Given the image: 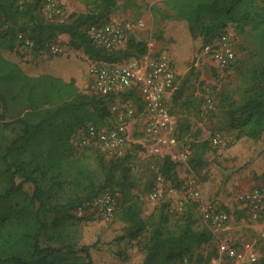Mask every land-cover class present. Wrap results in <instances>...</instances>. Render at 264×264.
<instances>
[{
    "label": "trees",
    "instance_id": "1",
    "mask_svg": "<svg viewBox=\"0 0 264 264\" xmlns=\"http://www.w3.org/2000/svg\"><path fill=\"white\" fill-rule=\"evenodd\" d=\"M45 1L0 0V12L8 25L0 33L1 119L9 105L6 95L9 87L5 81L12 82L10 86L16 87L25 99L24 113L17 121L22 126L21 135L1 155L0 173L9 176V185L0 194V205L20 193L24 183H31L34 188L29 202L15 217L0 221V264H95L90 251L94 245L79 246V225L72 212L113 187L121 195L116 217L124 224V235L118 240H133L150 229L151 236L143 247L140 264H152L160 253L161 264H174L190 257L196 247L209 243L212 238L207 225L194 228L193 205L186 208L174 226L170 225L168 205L160 207L157 217L143 219L142 203L132 192L137 184L130 175L128 153L108 162L100 154L95 168L90 166L85 153L94 150L74 154L71 136L88 123L96 126L105 123L109 115L107 98L84 93L73 80L66 81L60 74L24 73L3 53L17 49L16 42L18 47L22 45L19 34L30 39V48L35 53L51 45L59 35L68 34L70 47L82 50L92 62L117 63L139 57L146 53V44L128 39L126 46L118 50H104L94 45L89 29L107 23L118 0H94L93 10L71 14L67 20H45L39 12ZM166 3L172 10L168 18L184 23L191 39L200 41V50L210 46L229 25L241 30L248 23L264 28V11L258 0H166ZM182 91L183 87H179L170 102L176 103ZM241 91L242 102L239 105L231 102L228 111L232 128L239 130L237 140H261L264 137V61L247 70ZM224 98L232 100L228 94ZM169 110L172 114L170 106ZM176 137L182 139L180 133ZM192 147L188 165L198 173L211 147L208 141L195 142ZM157 164V173L173 188H179L178 163L165 156ZM16 176L21 178L19 183L15 182Z\"/></svg>",
    "mask_w": 264,
    "mask_h": 264
},
{
    "label": "rangeland",
    "instance_id": "2",
    "mask_svg": "<svg viewBox=\"0 0 264 264\" xmlns=\"http://www.w3.org/2000/svg\"><path fill=\"white\" fill-rule=\"evenodd\" d=\"M58 1L64 16L57 17V20H67L71 14L87 13L95 6L94 0ZM45 3L39 10L41 16L45 20H55L44 9ZM258 5L264 11V0H258ZM171 14V7L166 0H118L108 15V22L119 24L125 29L127 41L134 39L145 43L146 52L167 53L175 64L179 87H183L176 103L170 102L175 135H182L178 152L188 149L185 160L173 156L178 163L176 170L180 187L173 188L169 181L159 182L154 178L158 169L157 160L162 157L152 156L146 149L141 146L137 148L133 143L122 156L127 153L130 155V175L137 184L132 192L139 196L142 203L141 217L146 220L152 215L157 217L160 207L168 205L170 225L174 226L186 208L193 205L194 228L202 229L206 225L202 219L204 208L224 210L230 215L226 229L212 232L209 243L196 247L190 257L174 264H183L185 260L190 264H204L216 254L222 243L227 242L249 244L258 254L259 264H264V219L250 220L239 201L244 192L264 186V137L255 142L245 138L237 140L239 130L232 128L228 112L231 102H237L235 105L242 102L241 89L247 70L264 61V28L248 23L241 30L229 25L210 46L200 50V41L191 39L185 32L184 23L168 18ZM7 28L0 12V33ZM69 41L68 34H61L51 45L37 53L30 47H18L16 42L17 49L12 52L4 50L3 53L24 73L60 74L66 81L73 80L81 91H85L92 61L82 50L70 47ZM223 44L232 47L235 58L229 67L221 69L212 58V50ZM4 83L9 87L6 94L9 105L3 119L0 117V168L3 167L1 155L5 148L21 135L22 126L17 121L24 113L25 100L16 87L10 86L12 82ZM226 94L232 100L225 99ZM1 115L3 111L0 103ZM138 129V126L133 128L132 139L138 135ZM215 136L220 138L217 145L212 143ZM199 141H208L211 150L206 154L200 172L196 173L190 169L188 159L193 151V143ZM85 153L88 163L95 168L100 153L95 150ZM174 153L172 151L168 156L172 157ZM104 161L108 162L109 159ZM20 181L21 178L16 176L15 182ZM8 185L9 176L1 172L0 194L4 193ZM190 189L200 193L199 201L188 199L186 193ZM33 190L31 183H24L20 193L8 203L0 205V221L4 217H15L21 207L29 202ZM107 194L114 203V211L109 216L104 215L103 201H99ZM120 202L121 195L117 187H113L103 190L93 202L72 212L79 225V246L94 245L90 251L95 264H140L143 260V247L150 239V229L133 240L119 241L118 237L124 235V224L116 217ZM160 254L152 264H161Z\"/></svg>",
    "mask_w": 264,
    "mask_h": 264
},
{
    "label": "built area",
    "instance_id": "3",
    "mask_svg": "<svg viewBox=\"0 0 264 264\" xmlns=\"http://www.w3.org/2000/svg\"><path fill=\"white\" fill-rule=\"evenodd\" d=\"M45 2L44 9L55 19L64 16L58 0ZM88 34L94 45L104 50H118L127 43L125 29L112 22L92 26ZM18 41L22 46H32L30 39L23 34L18 35ZM51 48L54 49L53 46ZM234 56L232 47L227 44L212 50V58L221 69L229 67ZM88 75L89 83L83 92L107 98L109 115L102 126L88 123L73 133L70 142L75 155L92 149L105 158H119L133 143L152 156L163 158L173 151L172 160L173 156L179 157V160L187 158V148L178 152L180 141L175 135V120L169 110L172 96L179 89V81L175 64L167 53L147 51L123 62H92ZM136 126L139 127L136 131L138 135L132 139V130ZM212 143L219 144V136H215ZM156 180L164 181L157 172ZM186 196L193 202L201 198L195 189L188 190ZM151 197L154 198V195ZM99 201H103L104 215H111L114 203L110 195ZM239 201L250 220L264 219L263 185L244 192ZM202 219L212 232H217L226 229L230 215L224 210L206 207ZM183 264L190 263L185 260ZM207 264H259V257L249 244L227 242L219 246Z\"/></svg>",
    "mask_w": 264,
    "mask_h": 264
}]
</instances>
